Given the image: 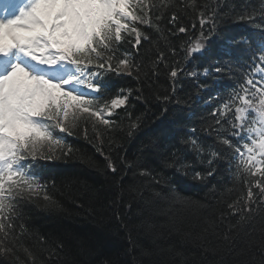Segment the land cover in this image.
<instances>
[{"label":"trees","instance_id":"1","mask_svg":"<svg viewBox=\"0 0 264 264\" xmlns=\"http://www.w3.org/2000/svg\"><path fill=\"white\" fill-rule=\"evenodd\" d=\"M153 3L159 30L148 26L144 32L150 39L142 40L136 52L130 43L121 46L131 53L129 59L139 73L134 70L133 76L110 79L115 90H132L128 103L117 109L111 125L81 115L65 146L52 149L42 169L44 191L19 205L13 235L4 241L8 250L0 244V264H254L253 246L264 239V198L255 190L251 212L236 214L229 207L247 206L252 176L238 175L222 161L205 183L193 182L165 167L164 161L173 153L189 163L195 161L194 153L182 143L188 136L208 137V145L214 143L219 126L211 113L246 78L252 53L249 44L241 41L254 42L259 36L264 0ZM202 13L209 20L201 29ZM173 14L177 20L170 23ZM156 15L161 19L155 20ZM212 19L216 20L214 43L240 38V44L224 51L211 43L192 64L199 66V72L214 71L217 61L219 66H232L217 73V78L229 77L222 96L208 86V77L197 80L206 86L200 90L195 80L170 76L173 68L187 63L183 51L187 41L197 30H206ZM180 26L187 31L179 32ZM191 69L190 64L185 68ZM137 118L138 127L132 128ZM109 158L115 173L107 167ZM169 187L193 206L177 212L163 195L156 198ZM45 194L49 199H44ZM259 260L257 254L255 264Z\"/></svg>","mask_w":264,"mask_h":264},{"label":"snow or ice","instance_id":"2","mask_svg":"<svg viewBox=\"0 0 264 264\" xmlns=\"http://www.w3.org/2000/svg\"><path fill=\"white\" fill-rule=\"evenodd\" d=\"M155 7V3L141 0H0V233L4 234L0 244L13 235L21 202L43 189L35 168L38 161L51 158L53 146L64 143L55 130L73 134L67 123L70 111L73 126L84 114L111 125L114 121L105 117H112L116 109L128 103L132 90L121 87L111 95L109 74L133 76L134 70L139 73V67L129 59L131 53L120 54L121 42L139 46L142 40L150 39L141 31V24L159 30L152 15ZM159 19L156 15L155 20ZM176 20L173 14L169 22ZM205 22L202 13L201 25ZM215 24L212 19V29L187 41L183 48L186 58L199 59L205 53ZM258 27L260 34L254 42L241 41L249 44L252 53L246 78L239 90L233 88L211 113L219 126L214 143L207 145L195 135L188 136L182 143L194 153L195 161L189 163L176 153L164 161L165 167L193 182L205 183L222 161L230 169L234 167L238 175L243 172L259 176L248 182L246 207L229 205L236 214L252 211L256 195L253 187L264 198V75L256 79L251 74L253 70H264V25ZM178 31L187 29L180 26ZM133 35L134 39H127ZM217 65L213 69L216 73L232 67L219 66V61ZM178 71L183 69L173 68L170 76L176 78ZM188 75L195 77L198 73ZM204 75H209L208 69H204ZM138 121L139 118L131 127H138ZM196 164L203 165V170H197ZM107 167L117 172L110 158ZM155 182L160 183L158 179ZM161 195L177 212L193 206L175 187L157 193L156 198ZM44 199L49 197L45 194ZM253 248L254 264L257 254L259 264H264V239ZM3 250H8L7 244Z\"/></svg>","mask_w":264,"mask_h":264},{"label":"bare ground","instance_id":"3","mask_svg":"<svg viewBox=\"0 0 264 264\" xmlns=\"http://www.w3.org/2000/svg\"><path fill=\"white\" fill-rule=\"evenodd\" d=\"M205 104H206V106H207L208 108H212V104H211V103H209V102H205ZM201 141H202V142H205L207 145L210 143V139H209L208 137H204V138H202ZM252 190H253V192H255L256 188L253 187Z\"/></svg>","mask_w":264,"mask_h":264}]
</instances>
